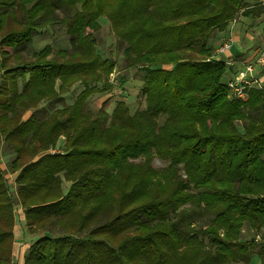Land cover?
I'll use <instances>...</instances> for the list:
<instances>
[{"label":"trees","instance_id":"trees-1","mask_svg":"<svg viewBox=\"0 0 264 264\" xmlns=\"http://www.w3.org/2000/svg\"><path fill=\"white\" fill-rule=\"evenodd\" d=\"M245 6L0 0V142L16 173L10 180L0 161V264L14 262L19 207L36 235L24 264H264V88L228 97L244 68L214 57ZM101 16L124 44L121 68L139 77L135 109L122 98L110 111L108 98L87 104L115 84L117 61L97 51ZM56 23L71 50L18 54ZM75 83L82 90L67 104ZM61 137L62 151H48Z\"/></svg>","mask_w":264,"mask_h":264},{"label":"rangeland","instance_id":"rangeland-1","mask_svg":"<svg viewBox=\"0 0 264 264\" xmlns=\"http://www.w3.org/2000/svg\"><path fill=\"white\" fill-rule=\"evenodd\" d=\"M245 9H241L238 14L235 15L234 19L240 14L243 13ZM56 16L57 18H61L64 15V11L62 9H59L56 11ZM99 23H101V28L97 31V51L100 52V54L103 57H109L111 59H114L117 61V68L114 70V72L110 75L112 80H115L114 88H112L111 92L104 94V95H99L95 94L91 96L87 100V104L90 108L92 109H97L100 107L105 100L108 98V104L107 108L110 111L113 107V102L114 100H117L119 98H122L126 100L131 109H135L140 103V86L141 83L139 82V77L136 76V70L131 69H122L121 64L123 62V48L124 44L120 42L117 37L115 36V32L111 27L110 21L108 20L107 17L101 16ZM40 30H37V32L33 36V42L22 50H19V55L26 57L28 59L32 52H35L38 49H41L44 47L46 44H52L53 47H55V52L57 51L56 49L59 47H64L68 49H72L69 37L66 35V28L63 25L59 24H49L46 26H41L39 28ZM226 37L219 35L215 38L217 46H219V43H222L223 40ZM54 54H50L47 58L52 59V56ZM56 55V54H55ZM124 80L125 82V87H121L120 81ZM59 83V82H58ZM264 83V82H263ZM58 86V84H57ZM124 88V89H123ZM82 90L81 84L75 83L72 87L69 93L65 95V101L66 103H71L74 101L75 97L80 93ZM264 90V89H263ZM249 93L247 96L244 98H240L242 100H245L249 97ZM49 102L43 101L40 105L41 106H47ZM60 104L62 103H53L52 105L54 107L61 106ZM31 114V111L28 110L27 112L24 113L23 117L27 118ZM65 138L61 137L58 141L57 144L53 147H50L48 151H62V149L65 147ZM9 149L6 147L5 143L2 141L0 142V161H1V167L4 169V171L7 173V176L9 177L10 180H12L15 177V174L11 170L10 166V160L13 158V155L9 153ZM154 165L158 168L164 166V162L160 160L159 158H156L154 161ZM67 184V183H66ZM68 185V184H67ZM14 189V187H12ZM250 264H260L257 262V257L253 256L252 261Z\"/></svg>","mask_w":264,"mask_h":264},{"label":"crops","instance_id":"crops-1","mask_svg":"<svg viewBox=\"0 0 264 264\" xmlns=\"http://www.w3.org/2000/svg\"><path fill=\"white\" fill-rule=\"evenodd\" d=\"M245 2L244 9L250 12L240 13L232 22L227 35L232 39V46L223 53H217L219 47L217 46L214 53L216 59H224L230 63L234 71L243 69L246 62L251 61L260 50L264 49V0H245ZM260 75L264 82V74ZM14 233L13 264H24L25 253L36 235L26 228L25 215L21 207L16 212ZM256 238L264 240V228ZM256 257L257 262L260 263L259 257Z\"/></svg>","mask_w":264,"mask_h":264},{"label":"built area","instance_id":"built-area-1","mask_svg":"<svg viewBox=\"0 0 264 264\" xmlns=\"http://www.w3.org/2000/svg\"><path fill=\"white\" fill-rule=\"evenodd\" d=\"M231 46L232 39L227 37L217 48V53H223ZM261 68H264V49L260 50L251 61L246 62L242 71L235 73L228 79V97L240 99L247 96L252 88L263 89L264 83L259 74Z\"/></svg>","mask_w":264,"mask_h":264}]
</instances>
